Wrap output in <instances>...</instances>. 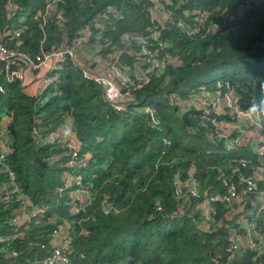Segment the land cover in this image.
I'll return each instance as SVG.
<instances>
[{
	"label": "trees",
	"instance_id": "trees-1",
	"mask_svg": "<svg viewBox=\"0 0 264 264\" xmlns=\"http://www.w3.org/2000/svg\"><path fill=\"white\" fill-rule=\"evenodd\" d=\"M9 1L16 7L12 13ZM44 3L0 0V44L28 56L56 50L108 8L122 17L104 32L115 51L125 48L119 41L124 35L148 34L146 0H61L43 23ZM171 6L175 16L160 39L174 60L121 111L72 61L53 72L55 82L41 97L7 81L0 63V113L10 118L0 194L3 186L17 187L11 199L0 196V238L21 233L0 243V264H33L43 257L38 245L60 221L70 224L69 258L78 264H264V154L254 152L264 149V139L231 148L234 134L217 137L211 120L218 117L198 109L214 92L231 94L241 109L264 100V0H171ZM178 19L184 29L175 26ZM17 28L18 40H8L6 33ZM63 126L75 137L73 159L56 141H45ZM68 173L81 177L78 186L64 188ZM238 177L259 180L253 192L227 206L221 198L229 185L240 189ZM190 180L195 196L185 193ZM77 189L84 195L80 202L70 199ZM20 201L44 210L14 226ZM73 203L77 214L71 213ZM203 204L213 212L209 220ZM250 220L262 252L245 245L228 252L229 232L242 234Z\"/></svg>",
	"mask_w": 264,
	"mask_h": 264
},
{
	"label": "built area",
	"instance_id": "built-area-1",
	"mask_svg": "<svg viewBox=\"0 0 264 264\" xmlns=\"http://www.w3.org/2000/svg\"><path fill=\"white\" fill-rule=\"evenodd\" d=\"M148 7L145 9L148 16V23L144 26V31L148 34H130L124 35L119 41L125 48L117 49L115 45L104 36V32L114 19H121L119 12H115L112 8L104 10L97 14L90 22H88L80 32H77L67 44L63 41L59 48L49 52L39 53L34 56H28L18 49L9 48L6 45L0 44V63L2 71L7 81L18 82L23 91L32 97L40 96L53 85L56 79V71L59 66L65 62L72 61L79 64L82 69V77L85 80L92 81L100 86L103 99L112 105V107L121 111L125 107L131 105L134 101L135 93L143 88L148 83L150 78L160 74L165 67L172 64L174 58L170 53L164 51V42L160 39V30L173 21L174 10L171 6V0H146ZM61 0H45L43 7V23L46 22V16L53 13L54 8ZM7 10L13 12L16 7L12 1L8 2ZM187 16V15H186ZM58 21L62 18L57 16ZM175 26L184 29V23L178 19ZM215 28V25H213ZM21 29H15L11 33H6L8 40H18ZM91 31L95 33L91 37ZM92 38V39H91ZM41 40L40 44H42ZM19 42H17L18 44ZM110 46L108 50H103L104 47ZM121 56H126L127 60L122 61ZM130 59V61H128ZM3 90L0 87V93ZM212 94V95H211ZM208 94V99L204 97L201 100L199 110L203 114L213 113L218 118L211 120V125L214 126L216 136L222 139L226 138L227 134H234L228 146L231 148L251 140L256 142L264 139V117L258 112L248 109H241L236 104L235 99L231 94L218 92ZM208 106L209 108H207ZM146 114L151 123H157V119L152 110L147 108ZM10 124V118L6 114L0 115V161L4 155L9 152L10 140L7 134V128ZM254 128V132H251ZM46 142L59 143L67 156L71 159L76 157L75 137L68 126H63L62 129L54 130L46 136ZM227 146V147H228ZM254 152L258 157H262L264 149L262 147L254 148ZM75 162L69 161L68 168L73 167ZM11 180L13 175L9 174ZM80 176L74 177L69 174L64 176V188L69 186H78L81 181ZM257 177L242 178L238 177V184L241 185L239 190H236L234 185H229L221 201L227 206H232L234 202H238L251 193L256 188ZM17 187L12 189L8 186L1 188L0 196L6 200L9 196H13ZM197 185L193 180L188 182L185 187V193L195 196ZM81 189L75 190L71 194L70 199L78 202L82 201ZM213 201V198L210 199ZM216 200V198H214ZM71 213L77 214L80 209L76 203L70 206ZM19 212L12 219L14 226H19L22 223L28 222L30 218H34L38 213L43 212V208H35L20 201L18 205ZM204 215L209 220L208 212L213 213L211 208H207L206 204L202 205ZM233 212H230L232 215ZM245 222V221H244ZM255 223L253 220L246 222L245 229L242 234H237V231L229 232L232 238V243L228 248V252L232 253L240 246L245 245L247 248L262 252L259 243L253 241V230ZM21 237V233L13 232L7 238H0V243L8 240H14ZM73 233L70 231V224L67 222H59L49 233L46 241L38 245V249L44 252V256L36 259L33 264H78L72 262L69 258L71 254V244ZM15 256V253H11Z\"/></svg>",
	"mask_w": 264,
	"mask_h": 264
},
{
	"label": "clouds",
	"instance_id": "clouds-1",
	"mask_svg": "<svg viewBox=\"0 0 264 264\" xmlns=\"http://www.w3.org/2000/svg\"><path fill=\"white\" fill-rule=\"evenodd\" d=\"M259 110L260 112H264V100H261L259 104H253L250 108V111L256 112Z\"/></svg>",
	"mask_w": 264,
	"mask_h": 264
},
{
	"label": "rangeland",
	"instance_id": "rangeland-1",
	"mask_svg": "<svg viewBox=\"0 0 264 264\" xmlns=\"http://www.w3.org/2000/svg\"><path fill=\"white\" fill-rule=\"evenodd\" d=\"M1 114V113H0ZM251 132H254V128H251ZM261 170L260 169H258V171L257 172H260ZM256 174H258V173H256Z\"/></svg>",
	"mask_w": 264,
	"mask_h": 264
}]
</instances>
